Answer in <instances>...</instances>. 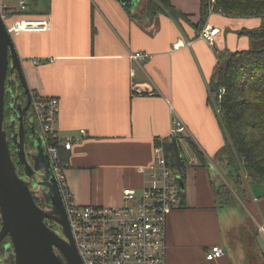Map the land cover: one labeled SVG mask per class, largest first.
Listing matches in <instances>:
<instances>
[{
    "label": "crops",
    "instance_id": "0c3cea01",
    "mask_svg": "<svg viewBox=\"0 0 264 264\" xmlns=\"http://www.w3.org/2000/svg\"><path fill=\"white\" fill-rule=\"evenodd\" d=\"M28 1L33 7L27 15L49 18L51 30L22 32L13 40L30 92L59 99V135L81 139L62 150L75 203L120 208L125 189L140 193L145 177L138 168L153 163L156 140L169 136L178 117L191 144L183 147L186 163L178 171L182 207L167 222L166 264H245L224 229L230 204L220 195L222 181L212 163L225 137L210 83L228 56L260 45L238 32L257 30L263 20L211 13L198 30L201 0H172L186 15L178 20L150 14V0H138L132 11L118 0ZM208 26L220 29L215 48L199 38ZM137 53L151 59L132 60ZM244 198L255 224L264 223V185L249 186ZM214 246L225 255L208 261Z\"/></svg>",
    "mask_w": 264,
    "mask_h": 264
},
{
    "label": "built area",
    "instance_id": "2783aa9c",
    "mask_svg": "<svg viewBox=\"0 0 264 264\" xmlns=\"http://www.w3.org/2000/svg\"><path fill=\"white\" fill-rule=\"evenodd\" d=\"M27 12L26 0H18L17 9L8 7L0 0V16L12 38L22 32L51 30L49 18H31ZM219 34V28L208 26L199 38L215 48ZM131 58L147 61L151 56L137 53ZM33 63L37 65L39 61L34 60ZM16 80L11 76L12 83ZM224 92L221 89L218 96L214 97L218 104ZM218 104L216 111L220 113ZM59 105L58 98L32 96L31 117L53 168L83 264H166L168 218L182 207L181 177L168 159L166 144L176 146L177 158L185 165L183 147L191 144L186 125L175 117L169 136L156 140L153 163L138 168V172L145 177V186L140 193L135 189H125L122 194L123 206H80L75 203L67 184L62 150H72L74 143L81 139L62 138L59 135L56 127ZM81 134L85 136L86 132L81 131ZM257 225L264 242V223L259 222ZM224 255L220 246H214L208 252L207 260L216 261Z\"/></svg>",
    "mask_w": 264,
    "mask_h": 264
},
{
    "label": "trees",
    "instance_id": "16d2710c",
    "mask_svg": "<svg viewBox=\"0 0 264 264\" xmlns=\"http://www.w3.org/2000/svg\"><path fill=\"white\" fill-rule=\"evenodd\" d=\"M171 1L150 0L147 5L148 12L152 15L158 12L167 13L175 20L185 18L186 15L172 7ZM211 10L213 13H221L235 19L263 20L257 30L243 29L238 32L240 36H246L251 42L260 45L228 56L225 62L216 66L210 83V101L215 110L218 103L214 97L218 96L221 89L225 90L218 104L220 113L216 111L225 145L215 157V164L219 169L228 172L227 177L234 182V191L244 198L250 184L264 185V0H214V3L212 0H201V21L197 26L198 30L205 26ZM9 78L10 73L6 86L9 84ZM17 82L22 94L19 100L25 102L27 95L18 77ZM12 86L18 89L15 83H12ZM31 113L30 109L27 113L28 119ZM29 127L27 123V129L30 131ZM34 127L37 129L36 124ZM166 151L168 159L180 172L185 165L177 158L176 146L166 144ZM12 156L17 162L13 152ZM62 161L66 162L63 157ZM227 187L223 184L219 188L222 197L227 198L226 194H231ZM228 203L230 204L229 200L227 205ZM10 243L11 239L8 237L5 245ZM2 252L1 249L0 254ZM262 257L264 261V255Z\"/></svg>",
    "mask_w": 264,
    "mask_h": 264
},
{
    "label": "water",
    "instance_id": "95a60500",
    "mask_svg": "<svg viewBox=\"0 0 264 264\" xmlns=\"http://www.w3.org/2000/svg\"><path fill=\"white\" fill-rule=\"evenodd\" d=\"M132 11L138 0H118ZM9 71L17 74L27 100L19 109L18 162L24 167L25 178L17 172L7 133L4 130L6 82ZM32 105L21 60L14 40L0 16V243L7 237L14 252L15 264H83L63 204L60 189L41 138L33 130V150L25 148L24 116ZM180 186L183 184L180 180ZM33 187H41L50 212L43 211L35 200ZM46 220L62 227L64 238L52 230Z\"/></svg>",
    "mask_w": 264,
    "mask_h": 264
},
{
    "label": "rangeland",
    "instance_id": "374dc122",
    "mask_svg": "<svg viewBox=\"0 0 264 264\" xmlns=\"http://www.w3.org/2000/svg\"><path fill=\"white\" fill-rule=\"evenodd\" d=\"M26 2L28 4L29 9L33 7L31 6L32 5L31 1L26 0ZM2 3L10 8L17 7L18 4L17 0H2ZM28 151L30 152V150ZM212 164L213 166L216 167L218 171L216 175L218 177V180L220 179L222 181L221 182L222 184L220 183L221 186H223V184H226L228 186L227 187L228 190L231 192L230 195L226 194L227 195L226 199L230 201V205L229 207L224 209L229 214V217H227V224H225L224 226L227 241L231 240V242L234 243L236 242L235 244H237L238 252H241L242 256L246 257L245 264H254L257 259L260 260L261 262V263L259 262L260 264H264V261L262 259V256L264 255V247H263L264 242L258 232V227L255 224V221L251 217V215H254L255 213L253 212L252 208H250V210H247V208L244 207L245 205L243 203L245 201H242V199L245 198H241L234 191L233 189L234 182H232V180L229 177H227L229 175L228 172H226V170L219 169L220 167H217L216 164L214 163ZM256 186H257L256 183L250 185L252 190H255ZM36 194L39 195V190L36 192ZM254 248L255 250L256 248H258V250H256L257 255L254 254ZM260 251L262 253V256L260 254Z\"/></svg>",
    "mask_w": 264,
    "mask_h": 264
},
{
    "label": "flooded vegetation",
    "instance_id": "af4514ba",
    "mask_svg": "<svg viewBox=\"0 0 264 264\" xmlns=\"http://www.w3.org/2000/svg\"><path fill=\"white\" fill-rule=\"evenodd\" d=\"M10 73V78H9V84L6 86L7 88V93H6V98H5V112H4V130L7 133L8 139H9V145L11 148V151L17 158V172L20 177L25 178L24 174V167L21 166L18 162V157H17V152H18V138H15V135L19 133V109L24 107L25 102H21L19 100V97L22 95L19 88H18V82L17 80L14 82L15 87L18 89L14 88L12 86L11 82V76H14L15 79L17 78V74L15 73ZM13 74V75H12ZM28 113V112H27ZM27 123L30 125V131L27 129ZM24 125H25V148L27 151V154H30V152L33 150L32 148V142H31V137L33 135V130L37 133L36 127H34V122L32 120V117L28 119L27 114L24 116ZM30 150V152L28 151ZM39 190V195L36 194V192ZM33 195L35 197V200L37 202V205L45 212H50L51 207L47 204L45 197L43 195L41 187H33L32 188ZM35 192V193H34ZM40 196V197H39ZM47 225L54 231L58 232L63 238L64 234L62 232V227L60 225H57L55 222L46 220ZM8 238V237H7ZM5 238L1 243H0V251L1 249L3 252L0 254V264H15V257H14V252H9L7 251V248H9L10 244H6V239Z\"/></svg>",
    "mask_w": 264,
    "mask_h": 264
}]
</instances>
